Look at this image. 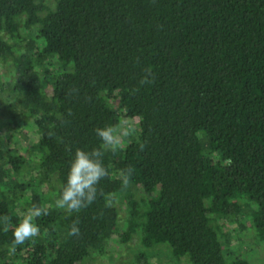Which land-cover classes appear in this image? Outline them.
I'll return each instance as SVG.
<instances>
[{
  "label": "trees",
  "instance_id": "trees-1",
  "mask_svg": "<svg viewBox=\"0 0 264 264\" xmlns=\"http://www.w3.org/2000/svg\"><path fill=\"white\" fill-rule=\"evenodd\" d=\"M125 119L138 132L104 156L97 200L56 208L76 149ZM0 123L38 136L0 150V264H100L113 241L131 264L161 246L173 264H250L226 226L264 244V0H0ZM33 205L50 214L14 246Z\"/></svg>",
  "mask_w": 264,
  "mask_h": 264
},
{
  "label": "clouds",
  "instance_id": "clouds-1",
  "mask_svg": "<svg viewBox=\"0 0 264 264\" xmlns=\"http://www.w3.org/2000/svg\"><path fill=\"white\" fill-rule=\"evenodd\" d=\"M154 81L155 76L151 69H148L140 80V84H151ZM135 133V126L127 121L123 124L97 127L95 134L100 140L99 146L90 151L82 148L76 149L74 158L70 163L66 182L62 185L59 198L55 200V207L64 210L68 216H71L92 205L98 198L100 181L109 176V169L104 164V156L109 152L115 153L118 150H123L125 139L132 137ZM137 143L139 149L144 151L147 142L137 140ZM133 174L134 169L131 165L121 171L120 178L125 187L131 184ZM49 214V208L45 205H33L29 208L14 229L13 245H22L25 241L39 236L41 230L35 220ZM8 222V216L0 217V223L3 224L5 231L8 230ZM79 223L77 216L67 231L68 237L81 234Z\"/></svg>",
  "mask_w": 264,
  "mask_h": 264
},
{
  "label": "rangeland",
  "instance_id": "rangeland-1",
  "mask_svg": "<svg viewBox=\"0 0 264 264\" xmlns=\"http://www.w3.org/2000/svg\"><path fill=\"white\" fill-rule=\"evenodd\" d=\"M125 121L127 120H122V123ZM137 123L138 119L133 122V125L136 128V133L139 129ZM21 130L22 133L12 132L10 129H7L4 124L0 123V150L6 151L8 149H18L20 152L28 153L30 146L37 142L38 136L31 129V126H26ZM126 140L129 139H125L124 143H126ZM245 224L247 227L243 230H240L236 225H227L226 230L232 234V241L234 242L235 249L238 252L243 253V256L250 264H264V244L256 243L249 223L246 222ZM111 245L107 257H104L100 264H126L127 262L128 264H131L129 246L122 245L116 241H113ZM95 263L99 264V262L91 260H88L84 264ZM153 264H173L172 259L168 256V252L164 247L161 246L155 250Z\"/></svg>",
  "mask_w": 264,
  "mask_h": 264
}]
</instances>
